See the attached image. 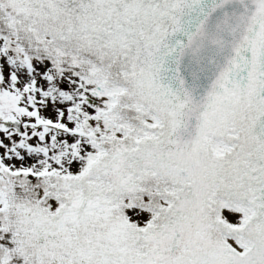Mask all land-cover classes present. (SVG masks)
Here are the masks:
<instances>
[{
	"label": "snow or ice",
	"instance_id": "snow-or-ice-1",
	"mask_svg": "<svg viewBox=\"0 0 264 264\" xmlns=\"http://www.w3.org/2000/svg\"><path fill=\"white\" fill-rule=\"evenodd\" d=\"M0 264H264V0H0Z\"/></svg>",
	"mask_w": 264,
	"mask_h": 264
}]
</instances>
